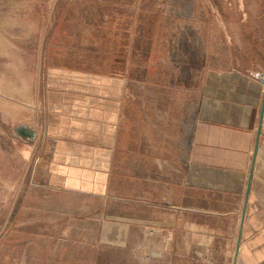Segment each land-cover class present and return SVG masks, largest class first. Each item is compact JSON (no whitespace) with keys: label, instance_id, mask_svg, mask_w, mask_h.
<instances>
[{"label":"crops","instance_id":"1","mask_svg":"<svg viewBox=\"0 0 264 264\" xmlns=\"http://www.w3.org/2000/svg\"><path fill=\"white\" fill-rule=\"evenodd\" d=\"M58 2L21 215L96 222L85 242L134 264H264V0ZM176 49L196 57H168L158 92L126 89L143 52Z\"/></svg>","mask_w":264,"mask_h":264},{"label":"rangeland","instance_id":"2","mask_svg":"<svg viewBox=\"0 0 264 264\" xmlns=\"http://www.w3.org/2000/svg\"><path fill=\"white\" fill-rule=\"evenodd\" d=\"M56 2L58 0H0V264H134L123 257L122 249L85 242V237L96 234V222L77 225L76 220L50 215L48 219L41 217L40 221L45 223L34 221L37 218L35 205L29 207L28 215H21L27 209L24 206L33 163L27 167L17 160L27 155L26 146L36 147L42 129L41 56L46 43L58 41V36L52 33L59 30L55 27L56 10L60 7ZM68 21L63 17L58 24L63 26ZM152 52V57L143 52L144 55L135 60V64L142 67L140 82L124 83L126 89L136 90L145 97L149 91L158 92L154 78L177 72V67H172L175 71H168V57L173 63L182 58L184 61L186 54L196 57L195 51L179 49ZM155 101L162 100L152 99L148 104L155 105ZM20 124L35 128L37 136L33 144L13 134ZM26 218L30 225L26 224ZM157 233L153 227L143 229L138 249H144V244Z\"/></svg>","mask_w":264,"mask_h":264},{"label":"water","instance_id":"3","mask_svg":"<svg viewBox=\"0 0 264 264\" xmlns=\"http://www.w3.org/2000/svg\"><path fill=\"white\" fill-rule=\"evenodd\" d=\"M264 112V95H263V103H262V109H261V116ZM13 134L24 140L28 144H33L36 139V130L32 125L27 124H20L16 126L13 130Z\"/></svg>","mask_w":264,"mask_h":264},{"label":"built area","instance_id":"4","mask_svg":"<svg viewBox=\"0 0 264 264\" xmlns=\"http://www.w3.org/2000/svg\"><path fill=\"white\" fill-rule=\"evenodd\" d=\"M150 234L153 233L152 229H150ZM141 245H138L137 248H140ZM163 255V251L161 250H155V249H150V250H147L146 251V254H145V257L148 258V259H151V258H161ZM206 264H213V262H211L210 260H208L206 262Z\"/></svg>","mask_w":264,"mask_h":264}]
</instances>
